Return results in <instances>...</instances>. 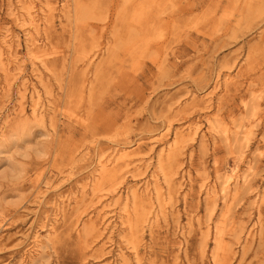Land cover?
Masks as SVG:
<instances>
[{
  "label": "rangeland",
  "instance_id": "obj_1",
  "mask_svg": "<svg viewBox=\"0 0 264 264\" xmlns=\"http://www.w3.org/2000/svg\"><path fill=\"white\" fill-rule=\"evenodd\" d=\"M0 55V264H264V0H0Z\"/></svg>",
  "mask_w": 264,
  "mask_h": 264
},
{
  "label": "bare ground",
  "instance_id": "obj_2",
  "mask_svg": "<svg viewBox=\"0 0 264 264\" xmlns=\"http://www.w3.org/2000/svg\"><path fill=\"white\" fill-rule=\"evenodd\" d=\"M30 19H31V18H30ZM30 19H28V20H30ZM0 56H1V55H0ZM35 103H36V102H35ZM34 107H35V106H34ZM117 154H118V153H117ZM115 159H116V158H115ZM120 159H121V158H120ZM120 159H119V160H120ZM115 161H116V160H115ZM103 164H104V163H103ZM224 179H226V178H224ZM223 182H224V181H223Z\"/></svg>",
  "mask_w": 264,
  "mask_h": 264
}]
</instances>
